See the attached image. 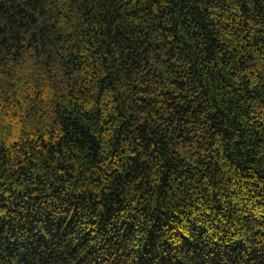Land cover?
I'll use <instances>...</instances> for the list:
<instances>
[{
  "label": "trees",
  "instance_id": "trees-1",
  "mask_svg": "<svg viewBox=\"0 0 264 264\" xmlns=\"http://www.w3.org/2000/svg\"><path fill=\"white\" fill-rule=\"evenodd\" d=\"M0 264H264V0H0Z\"/></svg>",
  "mask_w": 264,
  "mask_h": 264
}]
</instances>
